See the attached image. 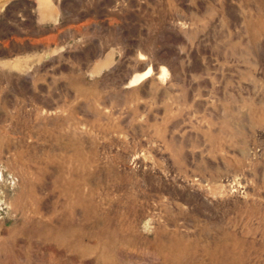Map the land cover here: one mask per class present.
<instances>
[{
    "label": "rangeland",
    "instance_id": "1",
    "mask_svg": "<svg viewBox=\"0 0 264 264\" xmlns=\"http://www.w3.org/2000/svg\"><path fill=\"white\" fill-rule=\"evenodd\" d=\"M0 264H264V0H0Z\"/></svg>",
    "mask_w": 264,
    "mask_h": 264
},
{
    "label": "bare ground",
    "instance_id": "2",
    "mask_svg": "<svg viewBox=\"0 0 264 264\" xmlns=\"http://www.w3.org/2000/svg\"><path fill=\"white\" fill-rule=\"evenodd\" d=\"M149 71H150V68H146V71H144L141 75H140V77H142V76H145V75H147L148 73H149ZM148 76V75H147Z\"/></svg>",
    "mask_w": 264,
    "mask_h": 264
}]
</instances>
